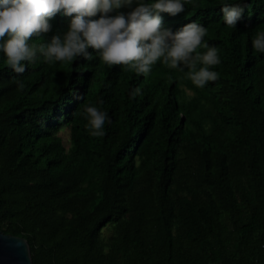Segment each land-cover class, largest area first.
Segmentation results:
<instances>
[{
  "label": "trees",
  "instance_id": "trees-1",
  "mask_svg": "<svg viewBox=\"0 0 264 264\" xmlns=\"http://www.w3.org/2000/svg\"><path fill=\"white\" fill-rule=\"evenodd\" d=\"M183 2L162 29L206 27L221 63L204 88L162 60L138 75L94 49L69 62L38 51L16 74L0 50V227L28 240L34 264H264V53L252 46L264 0ZM225 4L244 8L233 28ZM70 20L57 13L29 46ZM86 105L106 114L104 136Z\"/></svg>",
  "mask_w": 264,
  "mask_h": 264
},
{
  "label": "clouds",
  "instance_id": "clouds-1",
  "mask_svg": "<svg viewBox=\"0 0 264 264\" xmlns=\"http://www.w3.org/2000/svg\"><path fill=\"white\" fill-rule=\"evenodd\" d=\"M134 0H0V50L6 63L16 74H23L27 65L41 53L49 62H69L76 57L90 59L94 49L108 66L123 65L147 76L153 65L163 62L171 69H187L188 79L204 88L218 79L210 68L221 63L215 45L204 42L207 29L198 22L185 25L173 33L162 29L161 12L172 16L184 11L183 0H154L137 3ZM132 9L125 15L119 10ZM224 24L233 28L241 18L244 8L239 4L222 6ZM117 13L110 15V13ZM57 13L71 17L68 30L55 35L38 49L29 46V40L40 37L52 29L49 23ZM101 14L99 19H90ZM7 37L5 40L4 38ZM255 52L264 53V31L257 32L252 41ZM207 49L204 54L197 51ZM27 62V64H25ZM198 65H203L198 68ZM20 87H23L21 84ZM139 89L131 95L135 97ZM85 118L92 136H104L106 114L94 106L86 105Z\"/></svg>",
  "mask_w": 264,
  "mask_h": 264
},
{
  "label": "water",
  "instance_id": "water-1",
  "mask_svg": "<svg viewBox=\"0 0 264 264\" xmlns=\"http://www.w3.org/2000/svg\"><path fill=\"white\" fill-rule=\"evenodd\" d=\"M0 264H34L28 240L6 233L1 227Z\"/></svg>",
  "mask_w": 264,
  "mask_h": 264
},
{
  "label": "rangeland",
  "instance_id": "rangeland-1",
  "mask_svg": "<svg viewBox=\"0 0 264 264\" xmlns=\"http://www.w3.org/2000/svg\"><path fill=\"white\" fill-rule=\"evenodd\" d=\"M61 135L64 139V143L66 146H70V132H69V129H64L62 132H61ZM114 229V225L113 224H110L108 225V227H106L104 229V236L105 237H110L112 234H113V230Z\"/></svg>",
  "mask_w": 264,
  "mask_h": 264
}]
</instances>
